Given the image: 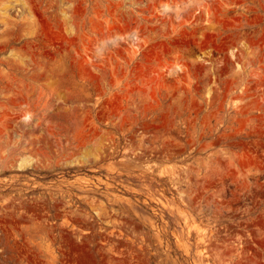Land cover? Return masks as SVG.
<instances>
[{
  "label": "rangeland",
  "instance_id": "1",
  "mask_svg": "<svg viewBox=\"0 0 264 264\" xmlns=\"http://www.w3.org/2000/svg\"><path fill=\"white\" fill-rule=\"evenodd\" d=\"M0 264H264V0H0Z\"/></svg>",
  "mask_w": 264,
  "mask_h": 264
}]
</instances>
